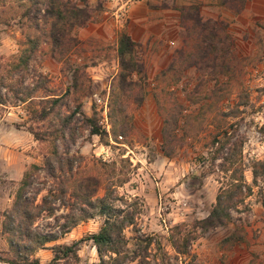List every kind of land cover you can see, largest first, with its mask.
Returning <instances> with one entry per match:
<instances>
[{"label":"rangeland","instance_id":"374dc122","mask_svg":"<svg viewBox=\"0 0 264 264\" xmlns=\"http://www.w3.org/2000/svg\"><path fill=\"white\" fill-rule=\"evenodd\" d=\"M72 1L83 6L82 0ZM88 2L93 19L84 28L91 23L101 24L103 37L80 40L83 28L79 29L80 44L65 60L58 62L40 55L32 60L26 85H37L43 75L42 88L34 94L39 100L64 95L72 87L78 69L81 80H90L81 98L82 110L88 117L96 113L98 125L110 135L109 144L78 123L81 127L76 141L67 134L58 145L61 153L68 146L71 155L110 165L117 162L116 173L122 169L121 160H129L131 166L125 171L129 172L130 180L118 188L117 195L122 199L115 202L116 206L137 213L135 226L124 232L128 248L137 254L127 264H264V173L257 180L253 175L254 164L264 161V0ZM139 3L151 9L150 22L153 26L158 22V27L152 26V37L137 49L143 69L134 80L143 86L144 92L140 106L133 99L129 102L134 129L126 137L114 138L110 94L113 78L120 71L118 40ZM197 16L203 23L213 22L212 34L206 31L203 35L204 48L211 50L218 38L214 32L220 34L223 44L218 41L216 44L220 49H228L230 57H234V76L215 72L212 65H193L184 70L178 83L168 87L173 94L171 101L183 109L178 129L181 141L173 156L168 157L164 154L163 116L155 98L157 76L179 50L188 47L186 42L197 41L199 34H203V23L192 21ZM20 22L19 18H10L6 23L0 14V57L20 54L25 40ZM209 59L212 62L213 56ZM75 98L76 95H71L66 100L65 113L76 110ZM79 117L78 114L76 118ZM185 125L187 136L183 131ZM31 127L48 131V121L45 124L32 121L26 105L0 104V264H13L11 260L15 259L2 234L4 214L12 209L25 173L33 164H43L44 156L51 150L50 142H39L30 132ZM228 137H232L231 144L220 154ZM239 139L243 140L242 152L234 163L226 162L233 143ZM239 163L245 170L246 182L253 187L252 195L232 212V223L210 230L196 229V223L209 216L220 190L233 182V170ZM110 170L112 166L107 168ZM53 185L54 180L41 172L29 188V195L41 190L39 202ZM104 194L102 188L99 196ZM55 204V216L44 214L35 224L41 234L58 235L57 241L37 252L41 264L52 261L58 245L74 244H78L80 261L69 258L60 264H104L90 237L100 231L105 217L89 219L62 234L60 225L65 220L62 216L71 211L58 201ZM177 226H183L181 232L176 230ZM239 227L245 231V240L228 242L226 239ZM189 232H192L190 253L179 255L172 237L183 238Z\"/></svg>","mask_w":264,"mask_h":264},{"label":"trees","instance_id":"16d2710c","mask_svg":"<svg viewBox=\"0 0 264 264\" xmlns=\"http://www.w3.org/2000/svg\"><path fill=\"white\" fill-rule=\"evenodd\" d=\"M82 2L83 6L72 0H0V14L5 22L7 23L10 18H19L25 39L19 55L10 58L0 57V104L26 105L32 121L44 124L48 121V131L41 132L34 127L29 130L39 142H50L51 145L50 152L44 156L43 164H33L25 173L12 209L4 214L2 234L8 242L10 253L15 257L11 260L13 264H41L36 257L37 252L58 240V235L41 234L35 229L36 222L44 214L55 216L57 201L71 211L62 216L65 219L60 225L62 234L70 232L89 219L105 217L100 231L90 237L102 263L127 264L130 259L137 256L136 251L128 248V240L124 234L128 227L135 226L137 213L115 205L116 201L122 199L117 195L118 188L130 180L129 172L125 171L131 166L129 160H121L122 169L120 173H116L117 162L110 165L100 160H87L82 156L71 155L68 146L63 153L59 149L58 143L64 141L67 134L76 141L77 130L81 127L78 123L89 127L92 135L99 136L106 145L109 144L110 135L98 125L96 113L88 117L82 110L81 98L90 80H81L78 69L72 87L64 95L46 96L39 100L34 94L42 88L43 75L39 76L37 85L32 87L26 85L30 76L29 68L35 57L48 56L61 62L80 44L77 31L86 27L93 19V9L88 0ZM192 21L197 24L203 23L199 16L192 18ZM212 24L213 22H204L201 27L203 34H199L197 41L191 40L190 44L186 42L188 47L179 50L169 66L157 76L155 98L163 116L164 154L168 157L173 156L177 143L181 141L178 138V129L179 119L183 114L182 106L176 101H171L173 94L168 87L172 83H178L184 70L193 65L202 64L207 67L212 65L215 72L234 76L235 68L232 65L234 57H230L228 49H220L216 44L222 43L220 34L213 31L218 38L217 40L213 38L216 43L210 46L211 50L203 46V35L206 31L212 34ZM188 36L191 38V33H188ZM138 46L129 33L121 32L117 48L120 71L113 78L110 94L111 135L114 138L126 137L134 129L129 102L133 99L140 106L143 101L144 88L134 80V76L142 73L143 69L137 58ZM210 56H213L212 62ZM71 95H76L77 107L73 112L65 113L63 109ZM205 112L206 110L202 111L203 114ZM202 113L200 112V115ZM78 114L80 117L76 118ZM77 120L80 122H75ZM183 131L184 135L189 134L186 125ZM232 137H228L222 143L219 153L225 146L231 144ZM242 147L243 140H236L225 158L226 162L234 163L242 152ZM91 163L96 169L90 167ZM109 166H112L113 170L107 171ZM224 169L227 170V167L224 166ZM233 171V182L220 190L209 216L198 221L196 229L210 230L232 223V212L252 195L253 187L245 180L243 166L239 163ZM41 172L49 175L54 180V185L38 202V195L42 191L38 190L35 195H29L28 190ZM262 173L264 161H257L253 166L254 179L257 180ZM102 188L105 189V194L99 196ZM182 229L183 226L176 227L180 232ZM236 230V233L226 239L228 242L235 243L244 239V229L239 227ZM191 234L192 232H189L183 238L172 237L173 247L179 255L190 253L188 247L192 240ZM149 241L151 242L150 239ZM78 251V244L58 245L54 248V258L49 264H60L69 258L80 261Z\"/></svg>","mask_w":264,"mask_h":264},{"label":"crops","instance_id":"0c3cea01","mask_svg":"<svg viewBox=\"0 0 264 264\" xmlns=\"http://www.w3.org/2000/svg\"><path fill=\"white\" fill-rule=\"evenodd\" d=\"M139 4V6H137V8H135V10L132 12L130 23H128V26L125 27L123 31L129 33V35L135 42H137L139 45H142L147 43L149 37H152V26L154 24L152 25V23L150 22L149 15L151 14V9L148 8L147 4L143 3V6H141V3ZM156 26L158 27V22H155V26H153V28ZM111 28L112 26H109V29ZM102 29L103 27L101 24L91 23L87 28H83L80 31V40H84L90 37L101 38V36L103 37L104 35ZM154 35H156V33H154ZM158 35L161 34L158 33ZM117 36L115 38H117Z\"/></svg>","mask_w":264,"mask_h":264}]
</instances>
